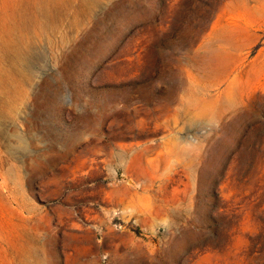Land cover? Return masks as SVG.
<instances>
[{
  "label": "rangeland",
  "instance_id": "374dc122",
  "mask_svg": "<svg viewBox=\"0 0 264 264\" xmlns=\"http://www.w3.org/2000/svg\"><path fill=\"white\" fill-rule=\"evenodd\" d=\"M0 264H264V0H0Z\"/></svg>",
  "mask_w": 264,
  "mask_h": 264
},
{
  "label": "bare ground",
  "instance_id": "6f19581e",
  "mask_svg": "<svg viewBox=\"0 0 264 264\" xmlns=\"http://www.w3.org/2000/svg\"><path fill=\"white\" fill-rule=\"evenodd\" d=\"M18 46L19 45H11V44H9L8 46H7V49L8 50H10V51H12L13 53H14V55L15 56H17L19 59H20V51H19V49H18Z\"/></svg>",
  "mask_w": 264,
  "mask_h": 264
}]
</instances>
